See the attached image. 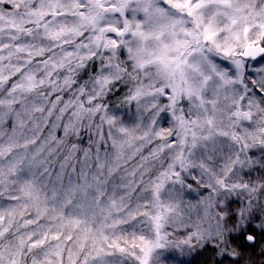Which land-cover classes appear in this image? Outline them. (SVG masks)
Listing matches in <instances>:
<instances>
[{
	"label": "snow or ice",
	"instance_id": "1",
	"mask_svg": "<svg viewBox=\"0 0 264 264\" xmlns=\"http://www.w3.org/2000/svg\"><path fill=\"white\" fill-rule=\"evenodd\" d=\"M257 250L264 0H0V264Z\"/></svg>",
	"mask_w": 264,
	"mask_h": 264
},
{
	"label": "trees",
	"instance_id": "2",
	"mask_svg": "<svg viewBox=\"0 0 264 264\" xmlns=\"http://www.w3.org/2000/svg\"><path fill=\"white\" fill-rule=\"evenodd\" d=\"M255 259H256L257 264H260V262L264 260V257L260 256L259 250H257V252L255 253ZM201 264H203V262H201Z\"/></svg>",
	"mask_w": 264,
	"mask_h": 264
}]
</instances>
